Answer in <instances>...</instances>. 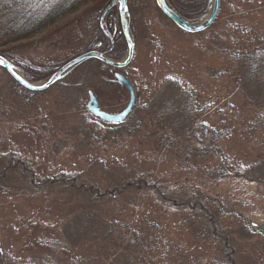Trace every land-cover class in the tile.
Segmentation results:
<instances>
[{"label": "rangeland", "instance_id": "374dc122", "mask_svg": "<svg viewBox=\"0 0 264 264\" xmlns=\"http://www.w3.org/2000/svg\"><path fill=\"white\" fill-rule=\"evenodd\" d=\"M96 4L0 51L24 76L51 74L98 26L111 37ZM129 10L134 56L120 72L137 106L122 123L87 108L90 91L109 112L129 98L96 59L33 93L0 66V264H264L250 223H264V199L231 181L264 196V0H221L197 33L155 0Z\"/></svg>", "mask_w": 264, "mask_h": 264}, {"label": "trees", "instance_id": "16d2710c", "mask_svg": "<svg viewBox=\"0 0 264 264\" xmlns=\"http://www.w3.org/2000/svg\"><path fill=\"white\" fill-rule=\"evenodd\" d=\"M95 1L96 0H0V48L18 41L30 39L62 20L67 15L79 11L83 6L89 3L96 4L97 2ZM169 1L180 14L188 19H197L203 16L208 12L210 7V0ZM95 6L97 7V11H94L97 13L92 19L98 23L101 14L108 7V4L100 9L98 3ZM105 25L111 37H108L104 30L98 26L96 39L86 47L84 52L89 50H109L108 55L116 58L122 53L124 44L126 43L120 26L118 5H114L107 11L105 15ZM113 43L114 46L110 49ZM0 53L21 68L9 51H0ZM23 71L28 80H40L49 75H46L43 70L29 71L23 69ZM22 89L27 90L23 87ZM28 92L31 93L32 91L28 90ZM231 181L233 185L232 191L235 194L237 193L236 190L239 191L237 197L242 198L245 193H254L260 200L264 199V196L260 193L256 191L252 192V188L244 178H237ZM249 201L252 202V197Z\"/></svg>", "mask_w": 264, "mask_h": 264}, {"label": "water", "instance_id": "95a60500", "mask_svg": "<svg viewBox=\"0 0 264 264\" xmlns=\"http://www.w3.org/2000/svg\"><path fill=\"white\" fill-rule=\"evenodd\" d=\"M155 1L160 10L171 21H173L179 28L190 33L202 32L209 28L216 20L221 6V0H212L211 7L205 15L198 19H188L176 10L169 0ZM114 5H118L120 26L127 44V53L122 59L115 60L110 57L108 55L109 50H89L66 62L64 65L59 67L57 70L53 71L45 78L35 82L28 80L19 71L18 66L11 62L9 59H7L1 53L0 59L5 61V63L0 64V66L4 68L20 86L29 91L39 92L59 82L61 79H63V77H65L69 72H71L81 63L90 59H96L115 69L113 75L118 83L124 85L127 88L129 98L127 104L121 110L116 112H109L100 107L95 94L90 91L89 100L87 102V108L94 117L102 121L109 123L124 122L131 115L134 108L137 106V101L136 92L132 82L129 80L128 77H126L123 73L120 72V69L128 66L132 61L134 56L135 41L133 39V34L131 31L129 0H118L116 3H111L103 12L101 16V22H104L105 14ZM112 48L113 45L110 49ZM250 223L253 227L264 230V223L259 224L255 221H251Z\"/></svg>", "mask_w": 264, "mask_h": 264}, {"label": "snow or ice", "instance_id": "6c2138e0", "mask_svg": "<svg viewBox=\"0 0 264 264\" xmlns=\"http://www.w3.org/2000/svg\"><path fill=\"white\" fill-rule=\"evenodd\" d=\"M3 63H5V61H3L2 59H0V64H3Z\"/></svg>", "mask_w": 264, "mask_h": 264}]
</instances>
